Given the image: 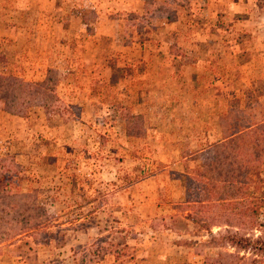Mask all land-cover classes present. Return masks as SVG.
<instances>
[{
  "label": "rangeland",
  "instance_id": "rangeland-1",
  "mask_svg": "<svg viewBox=\"0 0 264 264\" xmlns=\"http://www.w3.org/2000/svg\"><path fill=\"white\" fill-rule=\"evenodd\" d=\"M263 1L0 0V75L24 84H0V157L46 220L45 242L0 243V264H264L198 225H264V163L224 209L212 150L221 116L264 109ZM210 163L211 206L172 222L204 189L186 171Z\"/></svg>",
  "mask_w": 264,
  "mask_h": 264
},
{
  "label": "trees",
  "instance_id": "trees-1",
  "mask_svg": "<svg viewBox=\"0 0 264 264\" xmlns=\"http://www.w3.org/2000/svg\"><path fill=\"white\" fill-rule=\"evenodd\" d=\"M0 79V84L11 87L12 90H14V95L12 97L14 99L17 98L21 87L24 86V84L21 83L22 80L16 77L3 75H0ZM9 80L14 81V83H8ZM25 84L29 85V83ZM251 104V102H244L243 107L236 108V115H228L225 120H223L224 118L221 116V140L214 143L212 146L213 156L215 159L219 160L218 162L216 161V169L214 171L217 175L220 174L222 177L218 179L221 185V192L216 195V200L219 199L221 207L224 209H229V207H232L231 205H234L231 200L245 197L244 193L240 192L236 194L233 193V191L239 192L245 187V175L243 176V174L249 169V166L256 162L264 163V109L261 107L255 109L254 106L256 102H254L253 105ZM20 170L21 167L15 164L10 157H0V243L9 241L11 238L22 233L32 236V240L35 243L45 242L46 239H38V233L45 232L46 220L42 219L40 216V212L43 214L42 208L40 209L35 205L34 197L31 196L30 193L20 192L19 182L17 180ZM210 171L211 163L208 164L204 172L201 167L186 171V181L188 183H190L191 180L199 181L202 183L204 189H202L199 199H192L190 196L185 197L184 202L180 206H177L179 212H185L178 216L176 213L169 215L168 217L172 222H174V219H178V217L189 220L190 222H198L194 218V216H196L194 213L196 207L201 205L204 209H209L212 203L211 200L214 199L211 188L213 178L209 175ZM258 181L264 182V179H258ZM234 184H236V189L233 186ZM228 187H230L231 190H229L230 188ZM254 189H257V186H255ZM249 197L251 202H248L249 204H247V207H244L243 210L241 208L237 209V212L244 214L249 208L252 215L257 211L258 201L263 199V196L251 195ZM225 219L229 220V217H225ZM201 220L203 221H200L198 225L208 232L210 237L208 242L217 246L228 245L235 250H243L250 253V256H254L251 263L254 261L264 263L263 224L257 223L253 219H247L244 222L245 230H249L247 233H240L233 230V225L228 223H223V225L228 227L223 231L218 230L211 232L209 224H216H212V221H209L208 224L204 218ZM254 226L256 227L254 228ZM255 230H257V234L253 237V231ZM100 239H104V237ZM100 239L98 238L97 241ZM97 252H99L97 257L101 258L104 253L112 251L100 246ZM228 255L233 256L234 254L229 253ZM241 257L242 256H240L239 259H241ZM229 264L244 263H236L234 261Z\"/></svg>",
  "mask_w": 264,
  "mask_h": 264
}]
</instances>
